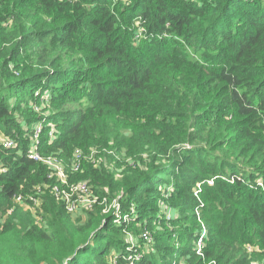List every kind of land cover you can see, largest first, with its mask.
Masks as SVG:
<instances>
[{"label":"trees","instance_id":"obj_1","mask_svg":"<svg viewBox=\"0 0 264 264\" xmlns=\"http://www.w3.org/2000/svg\"><path fill=\"white\" fill-rule=\"evenodd\" d=\"M0 72V264L264 260V0H0ZM112 142L160 160L124 173L121 213L77 225L33 150L70 171ZM108 174L70 181L114 191Z\"/></svg>","mask_w":264,"mask_h":264},{"label":"rangeland","instance_id":"obj_2","mask_svg":"<svg viewBox=\"0 0 264 264\" xmlns=\"http://www.w3.org/2000/svg\"><path fill=\"white\" fill-rule=\"evenodd\" d=\"M137 39H143L144 38V34L143 31L137 30ZM0 76H1V72H0ZM36 115L35 118L37 119V121L39 122V124H37L35 126V130H41V126H42V122L46 121L47 116H49L50 111H42L41 108H37L36 109ZM19 116H22L21 118L23 120H26V122H29V118L32 117V113H25L22 114L20 113ZM35 125V124H32ZM32 127V126H31ZM33 128V127H32ZM56 133L52 134L51 136H55ZM2 137H0L1 139ZM8 142L9 141H4L3 144L5 147H8ZM16 144V143H15ZM219 154V153H217ZM143 157V161L140 160V157L136 158V157H129L126 156V153H124L123 149H119L117 143L112 142L108 145V147L103 148V149H93L88 153L85 152H80L78 154V158L81 161V170L82 171V167L85 164V167L87 166L89 168V166H93L94 169L98 170V171H102L103 172H107L109 173L108 175L110 176V178L113 180V183L115 184V188L114 191H112L111 187L107 184V185H97L95 186V188L97 189V191H95L94 187V191L95 193L98 195V197H102V198H106L107 200V206L108 209H110V213L115 212L117 214L121 213L123 210V206L121 203V199L124 197L125 191L123 188L121 187H116L118 184H120L123 179H124V173H126V171L130 170H136L137 171H144L147 169L146 165L148 166L151 163H154L158 160H160V158L158 156H156L155 153H147L144 154ZM59 160H61L64 164H66V162L59 158ZM76 160V155L74 156V161ZM159 164V163H158ZM239 167H242V165H240V163L238 164ZM71 167V165H70ZM66 169L70 174H76L74 173L71 169L69 171L68 165H66ZM79 171V172H80ZM78 173V172H77ZM107 176V175H106ZM255 185L257 186V189H261L264 191V178H259ZM164 206L166 207H162V210H166L167 213L172 212V208L166 204L164 202ZM119 210V211H117ZM134 210L131 211V213H133ZM87 211L81 212L80 214L74 216V221L75 223L78 224H82L86 221L87 219ZM117 217V216H116ZM131 214H129L126 218L127 220L131 219ZM4 216H0V219H3ZM144 237L149 238L150 235L147 233L144 235ZM127 241L130 242V244H132V246L134 245V238L126 236ZM149 242V241H148ZM255 264H264V260L262 261H258Z\"/></svg>","mask_w":264,"mask_h":264},{"label":"built area","instance_id":"obj_3","mask_svg":"<svg viewBox=\"0 0 264 264\" xmlns=\"http://www.w3.org/2000/svg\"><path fill=\"white\" fill-rule=\"evenodd\" d=\"M42 130V128H41ZM40 130V132H41ZM39 130L36 133L35 139L38 142L39 140ZM54 132L51 133V135ZM52 136V138H55ZM15 143L11 140L8 142V148L14 146ZM34 156L36 160L42 161L45 165L48 166L50 170V178H53L55 181L52 186V193L55 199L64 205L66 211L72 216H76L84 211H92L95 209L97 205H102L103 210L102 213L107 215L110 213V209L107 206L106 198L100 199L98 195L95 193L93 186L90 181H81V182H71L70 175L66 169V164H64L58 157H49L47 159H43L36 150H33ZM80 152H76V160L72 161L70 169L77 173L81 170V161L78 158V154ZM213 184V182H210ZM39 193L37 196H30L28 199L33 204V209H31L32 215L41 222V218L37 214V211L41 209L42 199H40L42 192V188L38 189ZM16 204L22 205L25 203V199L23 196H18L15 199ZM31 208V207H29ZM13 209L8 211V214L11 215L13 213ZM119 211V210H117ZM202 240L199 242V247H202Z\"/></svg>","mask_w":264,"mask_h":264}]
</instances>
